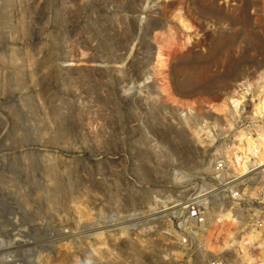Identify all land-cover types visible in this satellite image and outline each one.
Instances as JSON below:
<instances>
[{
  "label": "rangeland",
  "instance_id": "obj_1",
  "mask_svg": "<svg viewBox=\"0 0 264 264\" xmlns=\"http://www.w3.org/2000/svg\"><path fill=\"white\" fill-rule=\"evenodd\" d=\"M188 1L0 0V264L248 263L235 233L210 252L178 223L188 198L226 186L213 167L242 113L212 107L264 68V0ZM239 176L243 210L221 199L217 220L264 206V166ZM15 234L34 252L12 260Z\"/></svg>",
  "mask_w": 264,
  "mask_h": 264
},
{
  "label": "bare ground",
  "instance_id": "obj_2",
  "mask_svg": "<svg viewBox=\"0 0 264 264\" xmlns=\"http://www.w3.org/2000/svg\"><path fill=\"white\" fill-rule=\"evenodd\" d=\"M214 1L215 0H192V2L195 5V10L197 11V13L200 12L202 14H207L216 11L214 10L216 5L215 4L216 2L214 3ZM173 12H175V16L173 17V20L181 24L183 29L184 28H186V30L190 29L188 26L190 22H188V16H187L188 13L186 12V10H183L181 6H177L176 8H174ZM156 59L158 66H160L159 70H161V67H163L165 64L163 55L161 53H158ZM187 59H188L187 56L183 58V60H187ZM246 95H251V99L254 102L253 111L255 115L258 116L262 115V113L264 112V68L259 69L254 75L243 77L238 83L235 84L233 88L229 89L226 92L223 98H221L218 101V103L212 107V109L213 111L219 114H224L231 110L235 111L236 113L238 112L242 113L241 108L244 107L242 106V104L245 101ZM255 109L261 112V114L257 113ZM246 133L247 135L242 136L241 143L235 145L230 149L231 159L236 169V173L240 175L239 177L247 175V173L264 166V130L259 127L257 128V133H258L257 137H253L252 134H249L252 133L251 131H244L242 128H238L237 135L234 136V138H232L226 144V148L224 149L226 151V156L228 160L231 163V160L229 159L228 156V148L231 145L238 142L237 140L238 135L246 134ZM258 137H260L261 139H259ZM251 166L253 167L250 168ZM201 195L203 194H199L198 196ZM222 221H226V222H222ZM237 226H238V220L233 216V214H231V212L228 211L223 212L222 215L218 218L217 222L214 224V227L209 231V237L207 239L206 245H204L205 247L201 246V248H205L210 252H216V253L221 252L222 250L228 248L231 245L230 238L234 236L235 233L233 230ZM20 236L21 235L15 234L13 236L15 238V241L11 242L9 247H7L6 249V254L12 257V260L14 259L15 255L22 256L23 253H25L27 254L25 256H29L28 254L34 252L35 250L36 243L34 241H31L30 238L29 239L21 238ZM221 237L222 239H220ZM256 243L259 244L258 245L259 251L256 255H254L252 254L250 249ZM238 244L244 254L246 261L249 264L255 262L259 258L260 260L264 259V227L263 228L254 227L249 231L245 232L238 241ZM11 262H19V263L23 262V264H30V261L23 257L22 259L15 258L13 261H6L3 262L2 264H9Z\"/></svg>",
  "mask_w": 264,
  "mask_h": 264
},
{
  "label": "built area",
  "instance_id": "obj_3",
  "mask_svg": "<svg viewBox=\"0 0 264 264\" xmlns=\"http://www.w3.org/2000/svg\"><path fill=\"white\" fill-rule=\"evenodd\" d=\"M253 101L251 96L248 95L244 107L242 108L240 124L236 123V127L242 128L244 131H251L253 137H257V128L264 130V112L262 115H255L253 111ZM237 129H233L235 133ZM228 139L227 141H230ZM226 151L224 150L221 158L215 160L213 171L216 174L222 176L228 175V178L224 181V188H216L212 191L203 193L201 196L190 197L185 201L182 207V215L179 219L178 229L180 234L178 240L182 244H188L190 242L198 243L200 245L202 241H206L209 237V231L214 227L216 217L214 215L213 207L217 205L221 199L227 200H238L239 204L237 206L234 215H237V210L241 212L243 210L240 205L245 201L244 191L241 190V185L239 183L229 184L228 181H234L238 177V173L234 171L233 166L226 156ZM251 166L250 168H252ZM222 184V183H221ZM229 184V185H228ZM220 185V184H219ZM238 216V215H237ZM250 216V215H249ZM239 217V216H238ZM240 219V220H239ZM238 219V228L235 229V236L233 239L239 241L241 235L252 228H263L264 227V206L259 205L258 208L253 211V215L249 217L247 223H243L241 218ZM204 264H239L233 263L221 256H213L205 261ZM249 264V263H243ZM251 264H264V259L259 260Z\"/></svg>",
  "mask_w": 264,
  "mask_h": 264
}]
</instances>
